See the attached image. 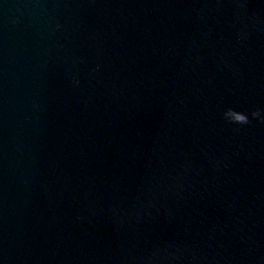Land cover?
I'll use <instances>...</instances> for the list:
<instances>
[{
    "label": "water",
    "instance_id": "water-1",
    "mask_svg": "<svg viewBox=\"0 0 264 264\" xmlns=\"http://www.w3.org/2000/svg\"><path fill=\"white\" fill-rule=\"evenodd\" d=\"M0 264H264V0H0Z\"/></svg>",
    "mask_w": 264,
    "mask_h": 264
}]
</instances>
